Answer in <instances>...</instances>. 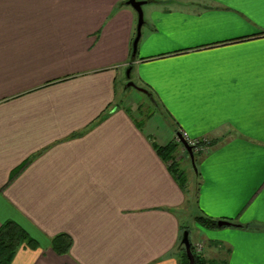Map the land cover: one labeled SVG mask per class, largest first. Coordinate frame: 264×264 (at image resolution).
Segmentation results:
<instances>
[{"label":"crops","instance_id":"0c3cea01","mask_svg":"<svg viewBox=\"0 0 264 264\" xmlns=\"http://www.w3.org/2000/svg\"><path fill=\"white\" fill-rule=\"evenodd\" d=\"M126 1L0 0V228L35 243L11 264H184L186 231L204 264H264V0H142L135 61Z\"/></svg>","mask_w":264,"mask_h":264},{"label":"trees","instance_id":"16d2710c","mask_svg":"<svg viewBox=\"0 0 264 264\" xmlns=\"http://www.w3.org/2000/svg\"><path fill=\"white\" fill-rule=\"evenodd\" d=\"M124 5V3H123ZM176 146L169 147V156H172V152L176 150ZM179 179L185 183L187 181L183 173L178 174ZM196 221L205 228H216L218 227L217 221H212L209 219H204L202 217H197ZM34 246V241L31 237L17 224L13 222H7L0 228V264H11L13 258L15 257L17 251L24 245ZM192 245V244H191ZM53 247L60 253H65L69 249L70 245L67 241H63L61 237H56L53 240ZM185 263L189 264V260L186 254L184 246ZM192 250L194 252L193 246ZM196 257V264H204L199 258Z\"/></svg>","mask_w":264,"mask_h":264},{"label":"water","instance_id":"95a60500","mask_svg":"<svg viewBox=\"0 0 264 264\" xmlns=\"http://www.w3.org/2000/svg\"><path fill=\"white\" fill-rule=\"evenodd\" d=\"M148 3H149V1H142V0H127L124 3V5L130 6L137 13V16H138L136 36H135V39L133 41V50H132V57H131L132 61H135L136 57H137L138 44L141 40L143 26L145 25V16H144L143 7ZM131 71H132V67H130L127 70V78L129 80H131ZM125 88L126 89L135 88L138 91H140L141 93H143L144 95H146L147 97H149L153 103H156L155 99L153 98V96L151 95V93L147 89L139 87L133 81H130L126 85ZM179 136L181 138L182 145L187 150V152L190 156V159H191L192 164H193L194 169H195V173L198 174V169H197L196 162H195L194 149L181 135H179ZM218 226L219 227L233 226V224H231L228 221H218ZM182 246H184V248L186 250V254H187V257L189 260V264H196V257H195L193 250H192V245H191V242L189 239V232L188 231H186L184 233V237L182 240Z\"/></svg>","mask_w":264,"mask_h":264},{"label":"rangeland","instance_id":"374dc122","mask_svg":"<svg viewBox=\"0 0 264 264\" xmlns=\"http://www.w3.org/2000/svg\"><path fill=\"white\" fill-rule=\"evenodd\" d=\"M127 73H126V75H124L123 77H122V81H121V83H120V86H121V90H122V92L125 94H127L126 95V98L127 99H129L130 101H134L136 104L138 103V105L141 103V102H145L146 101V103H147V106L149 107V104H148V98L143 94V93H141L140 91H138L137 89H135V88H129V89H126L125 87H126V85L130 82V81H133L134 79H132V80H129L127 77ZM146 108V106L144 105V108L143 109H145ZM177 144L178 145H182V143L180 144V143H178L177 142ZM184 154H183V156L184 157H186V158H188V159H190V156H189V154H188V152H186L187 150L184 148ZM175 152H176V150H174L172 153H174L175 154ZM202 153H204V152H198V153H195V155L196 154H202ZM196 162V161H195ZM196 166H197V164H196ZM189 168H190V172H192V171H195V169H194V166H193V164H192V162L191 163H189ZM197 169H198V166H197ZM187 226H189V227H191V226H193V222L192 221H188L187 220Z\"/></svg>","mask_w":264,"mask_h":264},{"label":"built area","instance_id":"2783aa9c","mask_svg":"<svg viewBox=\"0 0 264 264\" xmlns=\"http://www.w3.org/2000/svg\"><path fill=\"white\" fill-rule=\"evenodd\" d=\"M194 149V153H198V152H204L206 153L209 150V141L208 140H198V141H191L189 140L185 134H180ZM176 142L181 144V138L180 136H177L176 138ZM202 252V245H197L194 249V253L195 254H200Z\"/></svg>","mask_w":264,"mask_h":264}]
</instances>
